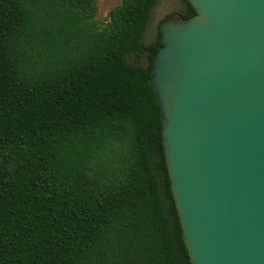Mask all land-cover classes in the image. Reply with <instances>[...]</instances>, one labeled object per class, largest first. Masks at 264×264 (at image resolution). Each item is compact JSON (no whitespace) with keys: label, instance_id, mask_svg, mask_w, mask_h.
<instances>
[{"label":"trees","instance_id":"1","mask_svg":"<svg viewBox=\"0 0 264 264\" xmlns=\"http://www.w3.org/2000/svg\"><path fill=\"white\" fill-rule=\"evenodd\" d=\"M156 3L102 20L97 0H0V264H191L149 85L159 27L143 43Z\"/></svg>","mask_w":264,"mask_h":264},{"label":"water","instance_id":"2","mask_svg":"<svg viewBox=\"0 0 264 264\" xmlns=\"http://www.w3.org/2000/svg\"><path fill=\"white\" fill-rule=\"evenodd\" d=\"M149 85L191 264H264V0H187Z\"/></svg>","mask_w":264,"mask_h":264},{"label":"rangeland","instance_id":"3","mask_svg":"<svg viewBox=\"0 0 264 264\" xmlns=\"http://www.w3.org/2000/svg\"><path fill=\"white\" fill-rule=\"evenodd\" d=\"M98 2V16L100 19H105L107 12L113 6L119 4L121 0H97ZM183 9L181 0H157L155 7L151 13L150 23L143 37V43L148 44L152 42L157 34L158 27L161 21L169 15L177 16L174 13ZM141 63H144L142 61Z\"/></svg>","mask_w":264,"mask_h":264}]
</instances>
